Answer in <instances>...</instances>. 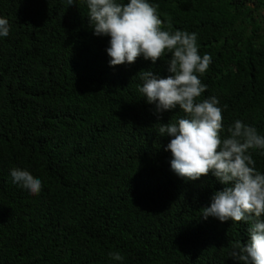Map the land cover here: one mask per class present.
Segmentation results:
<instances>
[{
  "label": "trees",
  "instance_id": "obj_1",
  "mask_svg": "<svg viewBox=\"0 0 264 264\" xmlns=\"http://www.w3.org/2000/svg\"><path fill=\"white\" fill-rule=\"evenodd\" d=\"M162 30L196 33L212 64L198 78L225 129L236 119L264 134V0H150ZM82 0H0V264H236L243 222L200 218L215 178L185 182L170 170L140 71L109 67L108 38L88 26ZM180 115L167 112L163 123ZM264 172V153L252 150ZM20 167L42 180L32 196L12 183Z\"/></svg>",
  "mask_w": 264,
  "mask_h": 264
},
{
  "label": "clouds",
  "instance_id": "obj_2",
  "mask_svg": "<svg viewBox=\"0 0 264 264\" xmlns=\"http://www.w3.org/2000/svg\"><path fill=\"white\" fill-rule=\"evenodd\" d=\"M74 6V0H67ZM87 8L88 26L93 35L108 38L109 67L133 65L138 58L166 64V77L152 70L140 71L137 91L153 106L158 135L170 138L164 151L171 154V172L187 182L202 177L215 178L222 190L214 191L200 218L221 223L243 222L247 243H237L229 252L236 264H264V172L256 167L252 150L264 153V134L256 127L234 120L226 129L220 100L215 95L202 98L207 85L201 79L212 64V56H201L198 35L187 31L162 30L158 5L150 0H82ZM9 20L0 16V39L10 35ZM180 113L168 123L167 112ZM12 183L30 195H39L42 180L28 170L10 169ZM109 259L123 264L120 252Z\"/></svg>",
  "mask_w": 264,
  "mask_h": 264
},
{
  "label": "rangeland",
  "instance_id": "obj_3",
  "mask_svg": "<svg viewBox=\"0 0 264 264\" xmlns=\"http://www.w3.org/2000/svg\"><path fill=\"white\" fill-rule=\"evenodd\" d=\"M263 16H264V13H263Z\"/></svg>",
  "mask_w": 264,
  "mask_h": 264
}]
</instances>
